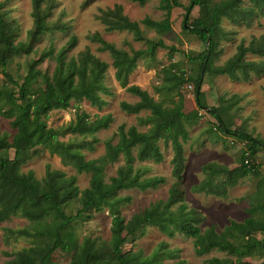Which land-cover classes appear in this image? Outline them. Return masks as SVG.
<instances>
[{
    "label": "trees",
    "instance_id": "obj_1",
    "mask_svg": "<svg viewBox=\"0 0 264 264\" xmlns=\"http://www.w3.org/2000/svg\"><path fill=\"white\" fill-rule=\"evenodd\" d=\"M128 1L144 6L151 0ZM159 1L160 9L165 12L162 21H155L150 17L141 22L131 21L120 5L99 11L97 19L108 32L127 31L134 34L136 41H146V50H132L129 53L106 42L98 33L89 37L91 41L101 44V51L111 55L115 79L119 85L127 93L139 98L135 104L122 102L121 109L130 115L149 111L150 117L141 121L151 124V128L147 132H140L136 126L127 128L122 125L118 130V143L114 145L111 141L106 142L105 155L95 160H86L80 151L82 147H76L71 141H60L56 134L51 133L48 117L55 110L69 109L73 100H87L99 111L106 107L108 102L103 96L113 94L104 83L109 65L89 51L83 53L79 60H68L69 52L78 43L77 37L72 36L67 46L58 53L53 45L46 49L41 58L31 64L23 82H18L8 72L13 58L21 54H31L34 45L46 34L54 31L64 33L67 26L61 22L50 21L57 7L55 0H32L34 26L28 32L26 41L16 42L15 29L8 20L7 12H3L5 3L0 4V70L6 81L0 86V116L10 120L15 130L12 140L0 131V224L11 217L28 220L31 223L29 227L7 229L5 235L7 239H30L32 242L31 248L15 254L8 264H55L53 255L61 247L72 256L67 264H166L165 259L177 260L168 264H186L181 260L180 251L170 250L167 245L160 246L150 256L143 250L125 251L124 246L130 235L134 237L137 232L147 227H155L169 238L183 235L195 240L198 256L219 251L237 258L236 261L212 258L207 261L208 264H243L242 258L264 253V240L254 237L255 233H264V220L251 216L243 223L231 222L222 233H218L214 227L203 232L201 225L205 218L198 211L190 209L186 202L181 181L187 161L184 148L189 139L187 124L199 120V112L195 115L183 112V97L178 89L188 80L171 71L164 72L167 81L173 84L170 90L175 89L174 95L170 97V105L157 101L139 86L129 84L140 60L147 59L155 63L158 50H170L171 53L176 51L163 40H146L141 26L163 36L173 30V10L185 8L183 31L196 35L206 45L205 52L199 56L201 72L197 79L190 80L194 83L199 111H205L215 118L220 132L234 136L248 145L239 168L229 170L209 165L204 169L207 179L194 188L196 192L226 197L229 188L239 179L256 172L257 167L250 160L256 157L260 149H264V141L246 132L232 131L225 120V109L207 105L202 90L204 75L227 76L233 81L247 82L252 73L264 74V61L256 63L247 60L248 55L264 58V37L252 38L248 44L241 42L231 59L223 65L215 64L219 39L223 32V19H228L235 25L250 23L255 17L264 16V0H220L215 3L211 0H192L187 7L180 0ZM196 7L200 8L201 15L191 23V15ZM48 58L55 59L56 67L50 85L45 88L39 82L41 72L36 66ZM9 84L17 90L10 88ZM237 99L239 98L234 96L232 102ZM113 121L111 114L96 116L95 120H91L90 114L78 110L67 132L92 138L96 143V135L109 129ZM160 141L171 144L172 176L177 182L171 186L166 200L151 204L149 208L131 218L134 229L128 232L129 223L115 210L116 197L121 191H147L166 182L163 177L144 178L145 170L139 166L146 161L157 164L164 161ZM39 147L58 155L65 166H73L79 174H90L89 187L80 190L75 176L67 177L64 172L52 170L50 167L43 181H39L32 171L23 173L22 165L32 158L34 150ZM10 151H14L13 158L9 156ZM121 158L124 164L118 168L115 176L106 181L107 167L119 162ZM221 175L225 176V180L215 182V178ZM74 201H78L81 207L73 215L67 209ZM125 201L130 202L131 199L127 198ZM104 209L112 216L110 241L90 236L85 237L81 243L74 241L73 232L70 230L72 225L85 217L91 218L92 212Z\"/></svg>",
    "mask_w": 264,
    "mask_h": 264
},
{
    "label": "rangeland",
    "instance_id": "obj_2",
    "mask_svg": "<svg viewBox=\"0 0 264 264\" xmlns=\"http://www.w3.org/2000/svg\"><path fill=\"white\" fill-rule=\"evenodd\" d=\"M57 7L52 13L50 21L63 23L67 26L64 33L54 31L46 34L34 45L31 54H21L13 58L8 67V72L20 83L29 73L33 62L39 60L43 52L54 46L56 53L65 48L72 36L78 39L77 46L68 54V60L75 58L79 60L83 53L89 51L93 56L109 65L106 73L105 85L113 93L112 96H103L108 105L101 111L92 107L87 100H73L71 107L67 110H55L49 114L48 126L51 133L56 134L60 141L74 142L76 147L81 148V153L86 160H95L103 157L106 153L105 144L111 141L116 145L119 141L118 130L122 125L127 128L136 126L140 132H147L151 124L141 120L150 117L149 111H142L139 115H130L121 109L122 102L135 104L139 98L126 92L115 79L113 59L108 52L100 50L101 44L93 42L90 36L98 33L108 43L115 45L118 49L131 53L132 50H146V41L138 42L134 34L127 31L108 32L106 27L97 19L100 10L113 9L116 5L123 7L124 14L135 22H141L146 17L155 21H162L165 12L160 9L159 0H151L141 6L128 0H55ZM192 0H180L184 7L191 4ZM220 0H211L215 3ZM5 3L3 12H7L8 20L15 29L16 42L26 41L28 32L34 26L32 17V0H0ZM248 6V4H246ZM186 14L185 8H176L172 12L173 30L163 36L157 34L144 26H141L146 40H163L169 47H174L175 52L160 49L157 52V62H149L147 59L140 60L138 67L129 79L130 85L139 86L149 92L157 101L170 105V97L175 89L170 90L172 83L165 78L164 72L171 71L185 78L187 83L178 91L183 97V112L187 115H195L199 112V120L187 124L189 139L184 144L186 169L181 181L182 189L190 209L198 211L205 222L201 225L202 231L214 227L218 233H222L230 226L231 222L243 223L246 219L254 216L264 220V149H260L256 157L250 161L256 165L257 170L253 174L241 178L231 186L226 197H219L206 193L196 192L194 188L200 185L207 175L204 169L213 165L216 168L235 170L242 165L243 153L248 150L245 142L239 141L234 136H229L217 129L218 121L205 111H199L194 94V83L201 72V61L199 56L206 50L204 42L196 35L183 31L182 24ZM201 10L196 7L191 15V23L200 17ZM223 32L219 39L217 48L218 57L216 65H223L237 52V47L243 41L248 44L252 38L264 37V16L255 17L250 23L235 25L228 19H223L221 24ZM248 61L259 63L264 61L253 55L247 56ZM56 67L55 59H45L37 64L36 68L41 72L39 82L43 87H48ZM6 83L0 70V86ZM13 90L12 85H8ZM202 90L209 107L224 108L225 120L232 131L246 132L254 138L264 141V74H251L250 80L233 81L227 76L204 75ZM239 99L232 102V98ZM178 99V97H175ZM90 114L91 120L96 116L111 114L114 118L109 129L100 131L96 137L98 142L92 138L72 135L67 132L70 123L75 119L77 111ZM0 131L7 134L12 140L15 134L10 120L0 116ZM164 161L160 164L154 161L140 163L144 170V178L163 177L166 182L156 189L140 191L137 189L121 191L115 202V210L126 218L129 229L134 227L131 218L149 208L157 201L166 200L169 190L177 180L172 176L173 150L171 144L164 141L159 142ZM11 158L14 151L9 152ZM124 164L123 158L115 164H111L106 170V181L116 175L118 168ZM52 170L64 172L67 177L75 176L77 186L80 190L89 187L91 175L79 174L73 166H65L61 158L42 147L34 150L32 158L21 167L23 173L32 171L39 181H43L46 171ZM225 176L215 178V182H223ZM130 198V202L125 200ZM78 201H74L67 209L69 214H76L80 209ZM254 212V213H252ZM31 223L21 217H11L8 221L0 224V264H8L18 252L32 247L30 239H7V229L18 230L29 227ZM112 216L104 209L100 212H92V217H85L72 225L73 240L81 243L85 237L100 238L106 242L111 238ZM258 240H264V233L254 234ZM238 238L241 239L240 236ZM167 245L170 250L180 251L181 260L186 264H208L212 258L232 259L226 253L212 251L206 255L198 256L195 251V240L183 235L169 238L155 227H147L130 235L124 246L125 251L143 250L148 256L156 252L160 246ZM71 254L64 248H59L53 255L55 264H67L71 261ZM177 260L165 259L164 262H176ZM243 264H264V253L241 259Z\"/></svg>",
    "mask_w": 264,
    "mask_h": 264
},
{
    "label": "water",
    "instance_id": "obj_3",
    "mask_svg": "<svg viewBox=\"0 0 264 264\" xmlns=\"http://www.w3.org/2000/svg\"><path fill=\"white\" fill-rule=\"evenodd\" d=\"M209 43H210V40L207 42V46L209 45Z\"/></svg>",
    "mask_w": 264,
    "mask_h": 264
}]
</instances>
